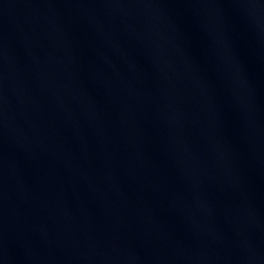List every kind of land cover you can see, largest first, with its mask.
<instances>
[{
  "label": "water",
  "instance_id": "95a60500",
  "mask_svg": "<svg viewBox=\"0 0 264 264\" xmlns=\"http://www.w3.org/2000/svg\"><path fill=\"white\" fill-rule=\"evenodd\" d=\"M0 264H264V0H0Z\"/></svg>",
  "mask_w": 264,
  "mask_h": 264
}]
</instances>
